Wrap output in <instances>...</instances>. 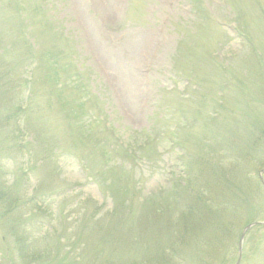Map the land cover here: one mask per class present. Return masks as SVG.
<instances>
[{
	"label": "rangeland",
	"instance_id": "374dc122",
	"mask_svg": "<svg viewBox=\"0 0 264 264\" xmlns=\"http://www.w3.org/2000/svg\"><path fill=\"white\" fill-rule=\"evenodd\" d=\"M30 50L52 52L72 78L79 68L80 78L71 82L78 88L70 93L83 94L76 114L67 106V92L59 95L63 90L48 65L26 58ZM0 64L25 70L21 126L30 141L24 159L30 161L18 156L7 175L17 185L19 165L32 168L15 189L42 205V215L24 212L36 215L27 229L33 249L46 251L51 234H77L78 253L88 242L89 255L99 236L82 226L108 229L119 224L113 213L130 211L129 226L116 242L125 248L136 237L139 251L126 244L127 258L149 259L137 235L149 242L164 232L165 212L174 218L178 209L173 190L174 210L159 211L145 200L157 191L170 200L169 180L195 161L201 160L193 166L200 168L188 167L191 175L201 169L208 175L207 160L230 169L223 156L237 145L234 139H243L234 169L243 179L241 190L258 205L249 217L264 220L258 177L264 169V0H0ZM257 142L263 143L253 147ZM15 212L3 216L0 203V264L11 258L27 264L15 247ZM243 221L209 264L235 262ZM166 251L175 258L171 248ZM225 254L229 262H223ZM240 264H264V224L247 232Z\"/></svg>",
	"mask_w": 264,
	"mask_h": 264
},
{
	"label": "trees",
	"instance_id": "16d2710c",
	"mask_svg": "<svg viewBox=\"0 0 264 264\" xmlns=\"http://www.w3.org/2000/svg\"><path fill=\"white\" fill-rule=\"evenodd\" d=\"M29 46H26L27 51ZM28 57L34 60L38 66H42V63L48 65V71L52 73L51 77L63 90V92H58L59 95L62 97L65 95L64 92H67L66 95L71 98L70 103L66 102L67 106L70 107L71 114L72 112L76 114L78 107L84 103L82 101L83 94L80 93L77 97H74L70 93L78 88L71 82L80 78L79 71L77 70L74 73V78H72L71 75L66 73V66L63 65L62 59H56L52 52L49 54H36L33 50H30L26 54V58ZM1 66L0 64V203L4 207L3 216L6 213L16 211V215L13 217L15 225L12 232L15 236L14 242L19 260L26 261L27 264H99L98 261L103 256L104 248L110 244L109 253L103 261L104 264H116L115 258L125 259L124 262L119 261L117 264H179L182 262L183 264H194L196 262L197 264H209L211 258L219 255L218 248L224 244V239L233 235L235 224L245 217L243 224L246 225L251 222L249 216L254 218V214L258 213V205H254L249 199L248 192L246 194L241 190L243 179L234 170L240 162L239 158H241L242 151L239 144L243 140L238 139L239 141H236L234 139L231 141L237 145L233 146L228 156H223L232 166L230 169H222L216 162L211 164L207 160L204 169L206 170L207 165L210 164L208 175H205V171L202 169L197 175H191V171L187 169L188 167L200 168L193 166L201 160L195 161L194 164H188L186 168L181 169V177L173 176L169 180V182L171 181L169 187L171 188L170 200L162 194L158 195V191L145 200L148 205L159 211L174 210L171 206L173 190V202L178 209V213L174 218L173 216L169 217L168 213L165 212L168 221L164 232L157 233L149 242L143 239V236L137 235V238L141 241L142 250L148 246L149 254L146 258L150 256L149 259L127 258L126 244H129V247L131 245L135 247V254L139 251L140 246L138 241L135 240L136 237L126 243L123 242L125 248L123 245L119 248L120 243L116 242V236L120 239L118 233L122 235V232H125L129 226L127 223L130 220V211L113 213V218L119 217V224H113V227L108 229H104L101 223L93 226L86 223L82 226L88 229L92 235L99 236L89 255L88 242L83 244L81 254L78 253L75 247L80 244L77 234L71 237L51 234L49 235L46 251L41 252L38 251L40 249H33L31 247L33 242L31 244L29 242L30 233L28 230H30L29 227L36 218L34 212L42 215L37 211L39 209L42 212V205L35 197L27 198L15 189L16 186L25 184L28 181L27 173L28 170L32 171V168L27 165L24 168L23 164L19 165L17 170H23V172L18 174L21 175L22 181L17 185L16 180H10L7 175V169L17 161L18 156L22 157V161L26 164L30 161L28 158L24 159L29 152L30 141L25 139L26 128L21 126V120L26 113L25 99L22 95L26 82L21 77L24 76L25 70L21 73L13 70L12 67L7 69ZM26 67L28 68V66ZM61 73L62 75H59ZM63 73L66 75L63 76ZM233 136H236V134L233 133ZM80 137L85 138L84 133ZM216 140L212 139L211 142H216ZM101 142L102 140H99L97 143ZM262 143L257 142L252 146L256 147L258 145L260 147ZM106 149H108V146L103 151ZM255 162L259 161H254L253 164ZM219 163L222 164L221 161ZM17 170L15 169V172ZM117 177L120 180V176ZM190 179L194 180L195 185L192 184ZM27 208L35 209V211L25 215L24 212L28 211ZM43 211L50 218V210L43 209ZM241 211H246V215L239 218ZM65 243L69 244L66 245ZM166 246L169 247V250L172 249L175 258L171 251H166ZM205 257L206 260L204 261ZM222 258L223 262H229L230 255L225 254ZM5 262L16 264V261L12 258L6 259Z\"/></svg>",
	"mask_w": 264,
	"mask_h": 264
},
{
	"label": "water",
	"instance_id": "95a60500",
	"mask_svg": "<svg viewBox=\"0 0 264 264\" xmlns=\"http://www.w3.org/2000/svg\"><path fill=\"white\" fill-rule=\"evenodd\" d=\"M264 171V170H263ZM257 224H264V221L261 222V221H256V222H253V223H250L248 224L247 226L244 227L241 235H240V238H239V243H238V257H237V260L234 264H239L240 263V260H241V251H242V243H243V239H244V236L246 234V232L254 225H257Z\"/></svg>",
	"mask_w": 264,
	"mask_h": 264
}]
</instances>
